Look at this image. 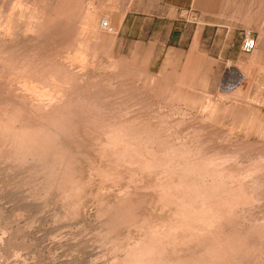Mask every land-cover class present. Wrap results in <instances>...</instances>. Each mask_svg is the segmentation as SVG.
<instances>
[{"label": "rangeland", "instance_id": "obj_1", "mask_svg": "<svg viewBox=\"0 0 264 264\" xmlns=\"http://www.w3.org/2000/svg\"><path fill=\"white\" fill-rule=\"evenodd\" d=\"M133 1L0 0V106L18 103L20 98L33 103L36 100L33 92L42 87L44 80L41 76L38 77L40 82L30 79L38 71L37 74L42 73V76L55 74L69 79L61 82L54 80L57 89L68 85V82L76 85L80 80L97 84L103 88L101 91L104 94L110 95L111 101L115 100L117 92L124 90V93L130 94L131 100L142 101L145 105L142 113H135L137 109L128 110V115H135L132 117L143 114L149 119L139 131L182 136L203 131L208 135L211 133L213 140L221 147L253 143L254 146L250 145L249 148H256L255 144L257 148H264V0H229L228 13L217 17V21L221 20L225 25L227 36L225 33L217 36L210 33V23H214L215 17L208 18L193 11L182 13L188 33H191L183 41L185 52L173 54L170 62L165 64L167 53L161 58V50H154L149 42L128 43L131 51L127 49L122 52L119 49L114 19L123 17ZM103 18L110 22L108 29L101 25ZM249 31L257 38V48L254 52L245 53L242 43L245 33ZM225 40L231 49L227 54L232 52L233 59L221 52ZM5 60L32 70L30 76L25 74L31 81L23 73L19 72V75L18 71L15 73L4 66ZM30 67H35V70ZM10 72H14L13 75ZM232 83L236 85L230 87L228 84ZM122 98L118 95L119 100H115L118 103L117 111L123 109L120 104ZM33 112L37 111L33 109ZM2 150L0 146V152ZM15 166L9 167L0 161V264L121 263L129 240H138L144 231L143 234L133 231L129 236L127 229H122L115 240L119 241L117 247L113 242L107 245L102 240L104 216L100 211L119 202L125 191H134L144 184H151V191H148L151 197L142 209L148 220L142 228L145 231L147 228L145 238L149 232L157 236L155 233L162 228L161 224L176 221L173 218L176 209L164 207L158 202L160 190L154 193L159 180H163L165 185H174L176 181L170 182L168 174H164L167 179L164 175L159 178L160 174L156 172H146L142 177L138 171L132 170V173H121L114 183L104 182L103 187L97 181L88 188L76 184L72 188L53 187V192L50 190L48 193L43 190L41 177L35 171L33 174L28 165L17 166V169ZM110 168V165H103L105 170L111 171ZM112 172L117 171L113 169ZM114 177L112 179H116ZM34 187L40 189L34 191ZM78 191L83 196L79 195L80 192L76 195ZM154 194H157L156 198L152 197ZM46 196L50 197H47L49 200ZM76 196H81L78 201ZM152 198L155 201L150 204ZM97 200L101 205L95 204ZM76 202L81 204L75 206ZM77 206L82 207L79 210ZM97 209L101 210L97 212ZM127 236L129 240L125 239ZM183 237L179 232L177 243L170 245L171 258L187 256L188 248L180 243Z\"/></svg>", "mask_w": 264, "mask_h": 264}, {"label": "bare ground", "instance_id": "obj_2", "mask_svg": "<svg viewBox=\"0 0 264 264\" xmlns=\"http://www.w3.org/2000/svg\"><path fill=\"white\" fill-rule=\"evenodd\" d=\"M5 16L6 14L4 18ZM3 62L11 71H18L23 75H29L32 71L10 60ZM3 62L1 61L2 64ZM35 72L32 73L33 78L29 77L31 80H38L39 76L44 80L41 82L42 87L33 92L36 94L33 103L20 98L18 103L0 106L2 163L9 167L16 165L15 168L28 165L33 174L35 171L41 177L39 179L43 190L48 193L53 187L72 188L78 184L76 186L88 188L97 181L101 186L104 182L114 183L121 173H132V170L138 171L142 177L146 172L159 173V178L168 174L170 182L176 181L171 186L170 183L165 185L163 180H159V185L155 186L154 193L160 191L152 197L156 198L157 195L158 202L164 207L176 209L173 217L176 221L167 224L161 222L162 228L155 233L157 236H152L149 232L145 238L147 228L146 231L142 229L148 223L142 209L151 197L148 195L151 193L148 192L151 191V184L135 187L134 191L127 190L122 195L119 194L122 196L119 202L106 209H97L104 216L102 240L106 244L113 242L112 244H116L113 246L117 247L119 241L115 240L122 229H127L129 236L133 231L141 232L140 234L144 231L145 235L138 237V240H129V236L125 238L130 242L119 264H264V148H257L255 143L256 148H249L251 144L238 142L233 147H221L213 140L211 133L208 135L203 131L183 136L176 133L148 134L147 130L139 131L149 122L147 117L143 114L136 117L128 115L131 109H137L138 112L135 113H142L144 103L131 100L130 94L124 93V90L117 92L116 101L119 100L118 95L123 97L120 103L123 109L117 111L118 103L111 101L110 95L104 94L101 91L103 88L97 84L83 83L79 79L81 83L77 80L78 84L70 85L68 82V85L57 89V82L69 79L55 74L50 77L42 76V73ZM33 109L37 112L34 113ZM103 165H110L111 171L103 169ZM113 169L117 172H112ZM59 191L60 189L57 190ZM39 194L41 195L40 192ZM75 194L76 192L73 195ZM78 194L81 195V191L76 195ZM78 197L76 196V200ZM41 198L44 199L42 195ZM72 199L74 198L70 200ZM154 201L149 202L152 204ZM95 204H98V200ZM80 207L82 206L78 207L79 210ZM179 232L184 235L180 243L188 248V252L186 251V257L173 259L170 257L169 247L172 243H177Z\"/></svg>", "mask_w": 264, "mask_h": 264}, {"label": "crops", "instance_id": "obj_3", "mask_svg": "<svg viewBox=\"0 0 264 264\" xmlns=\"http://www.w3.org/2000/svg\"><path fill=\"white\" fill-rule=\"evenodd\" d=\"M229 5V0H134L123 17L114 19L116 41L122 52L131 51L128 43L149 42L154 50H161V58L167 53L163 64L169 63L173 54L185 52L183 41L191 34L182 13L193 11L208 18L215 17L214 23H210V33L223 35L225 25L217 21V17L227 14ZM228 50H231L230 44L226 41L221 52L233 59V53L227 54Z\"/></svg>", "mask_w": 264, "mask_h": 264}, {"label": "built area", "instance_id": "obj_4", "mask_svg": "<svg viewBox=\"0 0 264 264\" xmlns=\"http://www.w3.org/2000/svg\"><path fill=\"white\" fill-rule=\"evenodd\" d=\"M101 24L104 28L108 29L110 27V23L108 19L103 18L101 21ZM257 48V38L251 33V31L246 32L243 43H242V50L245 53H251ZM230 87L236 85V84H228Z\"/></svg>", "mask_w": 264, "mask_h": 264}]
</instances>
